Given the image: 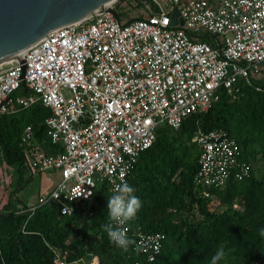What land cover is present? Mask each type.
<instances>
[{"label":"built area","instance_id":"built-area-1","mask_svg":"<svg viewBox=\"0 0 264 264\" xmlns=\"http://www.w3.org/2000/svg\"><path fill=\"white\" fill-rule=\"evenodd\" d=\"M134 5L146 16L126 19L123 7ZM107 7L118 19L96 12L53 30L21 62L0 63V115L36 101L49 110L44 140L55 151L45 153L26 125L25 166L60 172L46 197L27 208L17 205L18 212L61 198L60 213L70 214V203L101 185L111 197L158 127L177 129L221 92L234 97L235 83L252 84L249 73L263 68L264 0H114ZM20 82L29 93L15 94ZM191 141L198 148L193 181L203 197H213L208 189L231 175L247 172L238 144L222 128H197ZM113 226L126 230L147 260L159 250L160 233L131 231L128 223ZM52 251V264H70L66 251Z\"/></svg>","mask_w":264,"mask_h":264},{"label":"trees","instance_id":"trees-1","mask_svg":"<svg viewBox=\"0 0 264 264\" xmlns=\"http://www.w3.org/2000/svg\"><path fill=\"white\" fill-rule=\"evenodd\" d=\"M256 85L264 89V84L238 80L234 97L221 92L206 110L182 119L177 129L158 127L152 144L137 157L126 182L142 207L127 223L131 231L162 235L152 260L135 246L125 252L110 242L103 227L110 222V194L101 185L86 199L70 203V214L59 215L48 204L26 212L9 201L2 204L0 264H52L53 249L66 251L68 263L94 257L98 264H210L221 246L226 258L219 264H264V171L255 175L252 168L258 153L264 158V91L255 90ZM48 114L36 101L0 115L5 164L25 166L21 131L26 125L42 148L48 145L43 123ZM197 128L225 130L240 148L239 160L248 165L245 174L209 188L213 197H203L193 181L198 148L191 138ZM217 206L222 209L215 210Z\"/></svg>","mask_w":264,"mask_h":264},{"label":"water","instance_id":"water-1","mask_svg":"<svg viewBox=\"0 0 264 264\" xmlns=\"http://www.w3.org/2000/svg\"><path fill=\"white\" fill-rule=\"evenodd\" d=\"M114 0H0V63L20 57L53 30L78 22L99 11L117 14L107 6ZM176 11L171 12V16ZM181 24V22H179ZM19 86L26 93L30 91ZM13 93V92H12ZM11 93V94H12ZM10 94V95H11ZM61 199L48 205L60 213Z\"/></svg>","mask_w":264,"mask_h":264},{"label":"rangeland","instance_id":"rangeland-1","mask_svg":"<svg viewBox=\"0 0 264 264\" xmlns=\"http://www.w3.org/2000/svg\"><path fill=\"white\" fill-rule=\"evenodd\" d=\"M123 8L126 12V19L135 18L138 14L143 17L146 16L140 6H124ZM122 21L124 20L122 19ZM249 78L252 83L264 84V65L260 72H250ZM16 94L23 95L20 90L16 91ZM50 147L45 149L46 152L51 151ZM252 168L255 175L264 171V158H261V153L256 155ZM59 180L60 172L58 171H30L26 166L19 167L18 162L7 165L4 163L0 152V207L8 201L16 206L33 205L37 198L46 197L55 188ZM220 209H222L220 206L215 208V210ZM95 261L94 257L91 259L81 258V260L70 264H95Z\"/></svg>","mask_w":264,"mask_h":264},{"label":"clouds","instance_id":"clouds-1","mask_svg":"<svg viewBox=\"0 0 264 264\" xmlns=\"http://www.w3.org/2000/svg\"><path fill=\"white\" fill-rule=\"evenodd\" d=\"M141 207L142 202L135 195V189L123 181L115 186V194L107 199V215L110 222L103 225L104 230L110 242L125 252L134 246L135 250L139 251L140 246L127 237L126 230L121 227H114L113 225L122 226L134 219ZM260 235L264 237V229L260 230ZM225 258L226 252L224 247L221 246L212 256L210 264H219Z\"/></svg>","mask_w":264,"mask_h":264},{"label":"crops","instance_id":"crops-1","mask_svg":"<svg viewBox=\"0 0 264 264\" xmlns=\"http://www.w3.org/2000/svg\"><path fill=\"white\" fill-rule=\"evenodd\" d=\"M48 147H50V145H46L44 148H43V151L45 152V153H47V154H52V153H54V151H55V148L54 147H50L51 148V151H49L48 150V152H46V148H48Z\"/></svg>","mask_w":264,"mask_h":264}]
</instances>
